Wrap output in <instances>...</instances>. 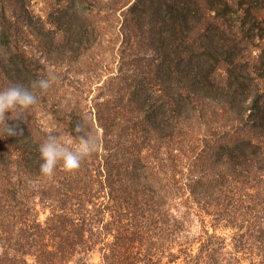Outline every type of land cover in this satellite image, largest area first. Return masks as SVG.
<instances>
[{
  "label": "trees",
  "instance_id": "16d2710c",
  "mask_svg": "<svg viewBox=\"0 0 264 264\" xmlns=\"http://www.w3.org/2000/svg\"><path fill=\"white\" fill-rule=\"evenodd\" d=\"M31 2L0 0V90L54 79L0 139V264H264V0L112 4L124 47L90 102L48 63L100 44L90 0ZM49 134L96 147L44 176Z\"/></svg>",
  "mask_w": 264,
  "mask_h": 264
},
{
  "label": "rangeland",
  "instance_id": "374dc122",
  "mask_svg": "<svg viewBox=\"0 0 264 264\" xmlns=\"http://www.w3.org/2000/svg\"><path fill=\"white\" fill-rule=\"evenodd\" d=\"M123 0H90L87 6L93 17L95 34L100 40V44L93 49L85 58L81 60H65L60 56L55 58L50 55L53 60L48 63L59 71L58 80L63 84L60 94L65 95V99H71L69 94H81L82 98L92 101L98 94V87L110 83V79L116 76L119 52L124 47L115 35V21L118 16L113 13H107V8L112 4L121 3ZM57 0H32L31 11L40 17L43 21H48L50 12L55 11ZM121 19V18H120ZM98 27V28H97ZM119 29V27H118ZM41 34L34 39L40 40ZM37 46V42L34 43ZM113 64V65H112ZM88 102V103H89ZM57 123V122H56ZM88 262L97 264L99 256L91 254Z\"/></svg>",
  "mask_w": 264,
  "mask_h": 264
},
{
  "label": "clouds",
  "instance_id": "9594fccd",
  "mask_svg": "<svg viewBox=\"0 0 264 264\" xmlns=\"http://www.w3.org/2000/svg\"><path fill=\"white\" fill-rule=\"evenodd\" d=\"M53 78L39 79L30 87L12 84L0 90V139L23 135L20 127L23 114L37 103V97L32 89L47 90ZM12 121V123H9ZM78 125L75 129L80 132ZM95 142L91 136L81 135L78 142L73 139L49 134L46 141L39 147L41 158L40 172L51 177L59 162L65 170L72 171L80 167L81 160L95 150Z\"/></svg>",
  "mask_w": 264,
  "mask_h": 264
}]
</instances>
